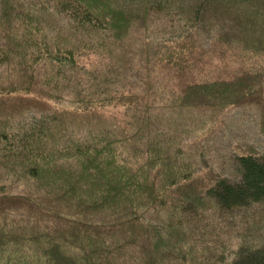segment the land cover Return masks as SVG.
I'll list each match as a JSON object with an SVG mask.
<instances>
[{
    "label": "trees",
    "instance_id": "1",
    "mask_svg": "<svg viewBox=\"0 0 264 264\" xmlns=\"http://www.w3.org/2000/svg\"><path fill=\"white\" fill-rule=\"evenodd\" d=\"M229 105L264 134V0H0V264H264L261 152L176 134Z\"/></svg>",
    "mask_w": 264,
    "mask_h": 264
},
{
    "label": "rangeland",
    "instance_id": "2",
    "mask_svg": "<svg viewBox=\"0 0 264 264\" xmlns=\"http://www.w3.org/2000/svg\"><path fill=\"white\" fill-rule=\"evenodd\" d=\"M86 63H84L85 65ZM154 89V88H153ZM152 90V89H151ZM154 103H158L157 99L153 100ZM13 98H8L5 104H12ZM33 101H28L24 103L25 110L28 116L32 112H47L51 111L55 106H59V101L51 100L47 104L35 105ZM216 111V119H213L208 128L206 126L203 128L200 124L201 117H194L187 119L189 122L187 127L191 130H184L177 138L184 142H187V145L194 154H196V173L198 175L210 173H218L226 177L228 180H235L237 178L236 173V156L238 153L245 152L250 148L261 152L264 157V134L261 131V125L259 122L260 117V108L259 106L254 105H241V106H224V108H214L213 112ZM160 112L161 110L155 109L151 114L149 119H147L150 125L157 126L160 128ZM178 114L172 113L171 118H176ZM68 117H72L68 115ZM121 118L113 119L115 123L119 124ZM182 118L183 116H179ZM133 119V118H131ZM207 119V118H206ZM204 120L210 122V120ZM146 121V120H145ZM143 121V122H145ZM203 121V122H204ZM183 133V135H182ZM203 200V197L200 199ZM199 201V200H198ZM202 201L200 202V205ZM190 206V207H189ZM189 210L192 211L191 218L195 221L204 220L205 223H208L215 214L213 211L206 212L207 210H198L196 211L191 208L189 205ZM206 212L202 215L199 213ZM211 224V223H209Z\"/></svg>",
    "mask_w": 264,
    "mask_h": 264
}]
</instances>
